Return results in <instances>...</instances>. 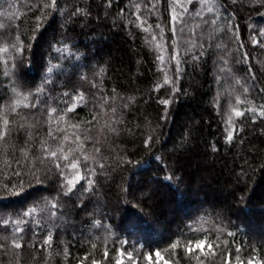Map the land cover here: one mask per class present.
<instances>
[{
	"label": "trees",
	"instance_id": "trees-1",
	"mask_svg": "<svg viewBox=\"0 0 264 264\" xmlns=\"http://www.w3.org/2000/svg\"><path fill=\"white\" fill-rule=\"evenodd\" d=\"M183 3L0 0V264H264V0Z\"/></svg>",
	"mask_w": 264,
	"mask_h": 264
},
{
	"label": "snow or ice",
	"instance_id": "snow-or-ice-1",
	"mask_svg": "<svg viewBox=\"0 0 264 264\" xmlns=\"http://www.w3.org/2000/svg\"><path fill=\"white\" fill-rule=\"evenodd\" d=\"M52 2V5H55L56 4V0H51ZM157 3H158V0H157ZM199 4V3H203V0H185V3L181 4V7L183 8V12L182 13H176L174 14L172 17H171V20L174 24V26L170 29L173 34H176L177 32L179 34H181V36L183 37L184 39V44L186 45V50L187 51H192L193 48L196 47V45L192 42L191 40V36L194 32V29L192 27V20L190 18H188V13H189V9L187 7V5H192V4ZM154 9H155V5H154ZM173 12L175 13V9H173ZM195 15L196 16H200V13L199 12H195ZM208 23H215V21H205V24H208ZM0 27H3L2 25H0ZM157 28L160 27L159 24H157L156 26ZM197 28L200 27L199 24L196 25ZM162 31V30H161ZM156 37L153 36L152 37V40H155ZM172 44H176V41H172ZM5 51H7V49H5ZM198 57H196L195 55H193V59H197ZM157 59H159L161 61V63L164 62V56L163 55H160L159 57H157ZM170 60H177V56L173 55L170 57ZM223 71V69H221ZM177 71H179V68H177ZM237 83H239V81H236ZM245 91H247V89H245ZM161 103L167 105L168 104V100H163L161 101ZM32 106L33 107H38V105L36 104V101L34 100L32 102ZM236 116H241L242 113L237 111L235 113ZM231 134H229V139H231ZM53 156L56 155L55 152L52 153ZM65 159H67V157H65ZM87 159V157L85 158ZM78 167L77 163H71V168L73 169H76ZM85 167H87V165H85ZM77 181L79 180H85L87 182V184H85V191L88 190V186H90L93 182L91 180H88L87 176H84V177H81L79 175V173L76 175V178H75ZM69 184H72L73 187H75V183L74 181H68ZM73 189L72 188H69V192H71ZM18 231H23V229H18ZM48 241H45V243H47ZM175 247V245H173ZM203 242H201L200 244H197L196 247L197 248H201L203 247ZM15 247H20L19 244H16ZM156 257L159 258L160 256V253L157 252L155 253ZM151 257H149L150 259ZM129 259L131 260L132 257L129 256ZM119 264V262H118ZM251 264V262H250Z\"/></svg>",
	"mask_w": 264,
	"mask_h": 264
},
{
	"label": "rangeland",
	"instance_id": "rangeland-1",
	"mask_svg": "<svg viewBox=\"0 0 264 264\" xmlns=\"http://www.w3.org/2000/svg\"><path fill=\"white\" fill-rule=\"evenodd\" d=\"M201 248H203V247H201ZM93 264H99V262H96V263H93ZM251 264H258V263L252 262Z\"/></svg>",
	"mask_w": 264,
	"mask_h": 264
}]
</instances>
